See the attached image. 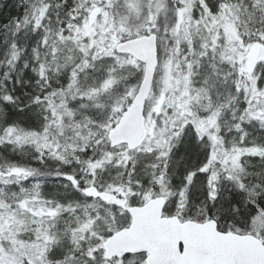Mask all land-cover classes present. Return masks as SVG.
I'll use <instances>...</instances> for the list:
<instances>
[{"label": "trees", "instance_id": "16d2710c", "mask_svg": "<svg viewBox=\"0 0 264 264\" xmlns=\"http://www.w3.org/2000/svg\"><path fill=\"white\" fill-rule=\"evenodd\" d=\"M244 1L240 3V8L238 0L229 3V7L234 11L238 8L248 17L259 16L258 27L264 29V0ZM106 2H0V119L3 121L0 148L4 150V154L0 155V186L5 184L10 190L17 191L16 203L36 220L35 228L30 232L35 238L30 233L28 236L31 237L25 238L33 245H42V250L38 252L35 249L20 250L21 234L17 227L14 229L11 226L12 222L6 223L0 230V264H107L109 256L104 250L103 240L116 228L107 229L105 236L97 232L101 217L96 210L98 202L127 209L131 195L135 196L136 204L159 194L169 197V186L175 192L179 190L178 203L173 211L182 218L188 206H205V220L215 218L227 230L253 233L264 239V206L256 200L252 204L245 203L249 190L257 197L264 194V61L257 65L260 76L255 82L246 61V48L253 39L241 30L237 18H232V11L230 16L221 17L218 23H213L211 13L205 12L209 11V7L204 6L206 3L200 4L203 11L196 6L195 21L201 14L199 31L205 37L199 46L188 41L182 45L178 42V35L190 15L185 10L186 2L171 1L173 8H183L184 12L172 24L175 27L169 32V44L163 59L167 71L163 98L168 111L161 116L159 136L156 138L158 151L150 167L155 181L148 188L146 178L149 170L133 163L131 156L135 149L125 146L119 153L121 151L117 146H111L110 142L101 145V136L95 135L93 124L80 129L81 141L72 143L68 136L66 142L61 143V136L67 135L68 130H59L58 126L63 125V116L60 117L58 112L69 111L82 68L88 67L89 61V67L95 71L91 65L96 61L106 60L112 67L129 63L123 57L127 61L138 60L130 54L118 52L115 45L103 40L99 27L91 34L86 30L99 12L108 10L109 2ZM74 4L77 7H73ZM179 13L182 14L181 11ZM114 22L112 30L124 33L121 40L144 33L127 34L133 25L124 20L122 23L118 20ZM234 27L236 31H233ZM68 39L84 42L86 50L79 47L84 54L82 58L57 73L44 70L43 59L42 71L35 73L32 70L35 48L39 49L41 57L44 54L52 56ZM194 61H199V69L191 67ZM171 66L197 75L198 80L203 78L201 70L208 69L211 77L215 76L222 85V92L214 94L206 87L207 83L189 81L183 85L187 89L184 95L181 86L173 84ZM95 74L97 78L88 83V91L97 90L99 84L101 87L105 84L104 73ZM260 82L262 86H259ZM9 96L12 100L5 101L4 98ZM37 96L42 98L40 103L34 101ZM131 99L127 96L121 102L122 106L115 114V123ZM211 120V131L216 132L217 138L215 142L210 140L207 153L200 148L195 134L181 143L178 141L179 144L175 143L174 147L170 146L169 138L187 125L204 137L206 134L198 129L197 124ZM147 125L150 128L149 119ZM72 149L75 154L69 156ZM172 154H175V183L170 182L166 187L159 178L160 171L171 166ZM79 161L82 164H78ZM125 162L128 164L121 177L108 172V179H103L106 167ZM202 166L207 171L200 172ZM136 169L141 177L138 186L136 179L130 178L137 175ZM194 173V179L188 181L187 177ZM142 187L147 189L145 194ZM253 204L259 206V212ZM235 207H239L240 211H234ZM185 218L194 219L191 215ZM99 253L103 258L100 262L96 261ZM128 255L132 254L109 259H122ZM143 256L142 264H146L145 254Z\"/></svg>", "mask_w": 264, "mask_h": 264}, {"label": "rangeland", "instance_id": "374dc122", "mask_svg": "<svg viewBox=\"0 0 264 264\" xmlns=\"http://www.w3.org/2000/svg\"><path fill=\"white\" fill-rule=\"evenodd\" d=\"M71 3H78V0H70ZM82 0H80L81 3ZM109 2L108 10H106V7L104 8V12L98 10V15L93 19V22L91 23L89 29H86L90 32V34L93 32V30L97 27L98 30L103 34L104 38L103 40L110 41V45H117L118 42L124 37L123 31H117L115 32L113 28V24L115 23L114 20H118L119 22L128 21L131 25L129 29V33L137 32L140 34L139 31L142 32H150V31H156L159 33V45L161 49V63L159 66V70L155 79V85L152 90V93L150 95L148 105H147V119H149V125L151 129V133L147 139V141L138 149L134 150L132 153V161L135 164H140V166L146 168L148 171L147 176V188L152 183V181H155V174L151 170V163L155 159L157 155V145H156V138L159 136V124H161L162 117L165 113L168 111L166 104L165 97L163 98V86H164V80L167 74V71L164 69V57L166 54V49L169 44L170 35L169 32L173 30L175 27L172 26L178 18V15L181 17L183 15V8L178 10L176 7L173 8V5L171 3L176 0H105ZM178 2H186V12L189 13V20L185 24H183V28H181L180 35H178V42L180 44H185L187 41L190 43H194L195 45L202 42L204 39V35L200 33L199 29L201 28L200 22L198 19L200 16L197 17V21L199 24H197L196 17L194 16L197 7L203 11V7L200 6V4L206 3V5L209 7V11H205L206 13H211L214 22L217 21L221 17H227L230 16L229 13L232 11L234 13L232 18H237L236 21L238 22V25L240 26L241 30L246 34V36L253 39L246 48V61L250 65V55H251V47L255 43H264V29H260L258 27V20H261L259 16L254 17H248L245 15L243 11H240L238 8L234 11L232 10V7H229V3L234 2V0H177ZM201 1V2H200ZM106 2V3H107ZM245 2L244 0H238V7L240 8V3ZM198 3V5H196ZM108 4V3H107ZM73 7H77V4H74ZM189 8V9H188ZM182 12L179 13V12ZM200 12V11H198ZM180 20V19H179ZM122 23V22H121ZM216 23V24H217ZM92 26V27H91ZM231 25L228 24V28ZM93 28V29H92ZM101 28V29H100ZM152 29V30H151ZM231 29V28H229ZM227 29V31H229ZM233 31H236V28H233ZM88 33V32H87ZM105 34V35H104ZM81 39V38H80ZM79 41V40H76ZM73 39H68L66 42H62L58 49L56 50L55 54L52 56H48L46 54L43 55V57L40 56V51L38 48L34 49L33 58H34V64L32 65V70L35 73L40 72L41 66V59L44 60L43 69L52 70L53 73H57L59 70L67 67L68 65H72L78 61L79 58H82L84 56L83 52L79 49V47L84 48L86 50L85 45H83L84 42L77 43ZM181 45V46H182ZM124 61L129 63H123L120 66L118 64H115L114 66H110L109 63L105 61H96L94 65L92 64L91 67L95 69L92 70L89 66L91 62L89 61L88 67L82 68L81 77L76 84V93L75 97H72L69 103V111H59V116L62 117L63 125H59L58 128L63 131V129L68 130V134L65 136H61V143H65L68 136L71 137L72 143H77L81 141L82 137L79 135V131L81 128H83L86 125L93 124L91 126L93 131L95 132V135L100 137L99 138L102 143L109 142L108 139V132L111 131L115 126V114L117 109H119L120 106H122L121 102L126 99L127 96L133 97L134 93L138 89L139 83L141 79L143 78L144 74V64L137 60L133 61L130 59L129 61L126 60L125 57H123ZM132 60V61H131ZM199 61H194L191 64V67L196 66V68H200L201 66L198 63ZM115 63V62H114ZM97 65V66H95ZM27 65H25L26 67ZM109 69L112 68V70L109 71ZM97 68V70H96ZM179 68V67H177ZM171 66V73L173 70V80H174V86L181 88V93L183 92L184 95L186 94V87L183 85L188 84V82H192L194 84H200L199 82H205L208 85L206 87L212 89L214 91V94L222 92V85L219 83L218 79L215 78V76L211 77V73H209L208 69L201 70V74L203 76L202 79H199L196 77L197 75L191 74V72H186L184 69H178ZM251 70V76L256 80L258 79L259 71L258 67H250ZM176 69V70H175ZM42 71V70H41ZM97 72H103L105 75V84L101 87V84L98 85L96 88L97 90L91 91L87 90L89 88V82L91 80L94 81L97 77L95 73ZM260 76V75H259ZM196 77V78H195ZM176 84H175V79ZM205 78V79H204ZM107 84V85H106ZM182 84V85H181ZM183 86V87H182ZM259 86H262V82H260ZM174 88V87H173ZM135 91V92H134ZM183 95V96H184ZM2 118V117H0ZM3 121L0 119V127L3 124ZM211 122L208 121L206 123L200 121L197 125L198 129L203 133L206 134L203 139H195L197 140V143L199 144L200 148L207 153L206 150H208L210 140L215 142L217 138V134L214 131H211ZM152 127V128H151ZM78 128V129H77ZM193 127H189L187 125L183 129L176 130V132L169 138L170 140V146L174 147L175 143L177 144L183 142V140L187 137H191L194 135ZM183 131V135L178 137V133H181ZM58 132V129L56 130ZM86 130L84 131V133ZM88 133V132H87ZM104 135H106V138L104 139ZM192 138V137H191ZM209 139V140H208ZM171 140L172 143H171ZM175 140L177 142H175ZM178 143V144H179ZM106 145V144H105ZM125 145H119L117 146L118 150L121 151L124 149ZM119 153H122L119 152ZM4 154V150L0 148V155ZM60 154V153H57ZM75 154L74 149L69 153V156H73ZM223 154L225 151H223ZM232 154V153H230ZM54 155V154H52ZM173 155V154H172ZM170 158V167L164 168L160 171V179L164 181L163 183L168 187V185L171 183H175L173 180V176L175 174L174 169V155ZM9 158V154L7 155ZM78 164H82L80 161ZM125 163H121L118 165L108 166L106 167V171L103 174V179H108V172L111 174L117 173L119 177L124 173L126 168ZM148 166V167H147ZM173 167V169H172ZM141 168V167H140ZM19 168L16 170L18 171ZM75 171H78L76 169ZM139 170L136 169V176H130L131 179H134L136 182V186L139 185V182L141 181L140 174L138 173ZM104 183V182H103ZM7 185L3 184L0 186V230L6 226V223L11 224V226L17 227L18 232L21 234V241L19 244V249L22 251H28V250H34L36 252L42 250V245H33V243L29 242L25 237H31L35 238V235L31 234L30 232L34 230L36 220L34 217L26 211V209L20 207L16 203V198L18 195L17 191L9 189ZM137 188V187H136ZM144 192L146 193L147 189L145 187H142ZM174 188L172 186L168 187V192H170L171 196H169L168 204H167V213L174 212V208L177 206L178 203V193L179 190L176 192L173 190ZM175 195H174V193ZM150 194V193H149ZM148 195H145L147 197ZM199 196V194H197ZM134 195H131L129 198L128 204L126 206H129L130 204L135 203L134 202ZM197 200V199H196ZM204 200V199H201ZM6 202H10L9 204H6ZM98 202V201H97ZM10 205V206H8ZM96 210L98 213H100L101 217L98 222L97 232L102 235H106L107 229H115L116 230L121 227V224L127 225L130 222V214L127 212V209L121 207L120 205L118 207H112L109 205H106L105 203L98 202V205L96 207ZM185 211L186 216H193L194 219L197 220H205L204 217L206 216V209L205 206H198L193 207L188 206ZM225 225L222 224V228L225 229ZM31 234V236H28V234ZM105 233V234H104ZM103 237V236H101ZM25 238V239H24ZM106 238V236H105ZM104 238V239H105ZM108 258V256H107ZM110 258V257H109ZM107 264H142L143 263V254H137V255H128L122 259H109ZM102 254L99 253L98 256H96V261L100 262L102 261Z\"/></svg>", "mask_w": 264, "mask_h": 264}, {"label": "water", "instance_id": "95a60500", "mask_svg": "<svg viewBox=\"0 0 264 264\" xmlns=\"http://www.w3.org/2000/svg\"><path fill=\"white\" fill-rule=\"evenodd\" d=\"M2 0H0L1 2ZM157 32L121 41L120 53L132 54L144 63V75L130 104L109 132L111 146L126 144L130 150L147 139L146 107L159 65ZM264 60V44L255 48L252 66ZM165 195H156L142 204H131V221L103 241L109 257L146 252L147 264H264V240L248 232L222 230L219 221L182 220L164 215Z\"/></svg>", "mask_w": 264, "mask_h": 264}, {"label": "snow or ice", "instance_id": "6c2138e0", "mask_svg": "<svg viewBox=\"0 0 264 264\" xmlns=\"http://www.w3.org/2000/svg\"><path fill=\"white\" fill-rule=\"evenodd\" d=\"M4 99H5V101H9V102H10V101L12 100V97L9 96V97H5ZM41 99H42L41 97L37 96V97L34 98V101H35L36 103H40V102H41ZM189 127H191V125H189ZM45 130H46V129H45ZM192 130H193L194 134L197 136L198 139H203V137H200V136L198 135V133H196V130H195L194 128H193ZM182 135H183V131H181V133H178V137H180V136H182ZM199 171H200V172H205V171H207V168L204 167V166H202V167L199 169ZM195 175H196V173H194V174H192V175H189V176L187 177V180H188V181H192V180L194 179ZM213 179H215V177H213ZM240 188L243 189V188H244V185L241 184V185H240ZM253 200L258 201V204H259V205L264 206V194H262L261 197H257L253 192H251V190H249V198L246 199L245 203H246V204H252V203H253ZM253 207H256L257 212H259L260 208H259V206H258L257 204H253ZM233 210H234V211H240L239 207H235Z\"/></svg>", "mask_w": 264, "mask_h": 264}]
</instances>
